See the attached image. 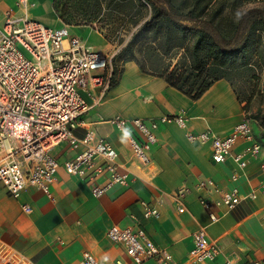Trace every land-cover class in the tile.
<instances>
[{
  "label": "crops",
  "instance_id": "1",
  "mask_svg": "<svg viewBox=\"0 0 264 264\" xmlns=\"http://www.w3.org/2000/svg\"><path fill=\"white\" fill-rule=\"evenodd\" d=\"M14 0H0V20ZM31 15V12H30ZM70 33L80 37L94 49L103 50V40L93 29L69 26ZM252 106L249 111L238 98L234 85L225 78L216 80L200 98L193 100L159 76L146 74L134 61H126L107 96L92 106L73 129L82 137L93 129L105 137L118 153L119 170L129 174L127 184L116 183L103 195L95 197L92 187L103 182L86 181L58 168L57 180L48 196L37 187L28 185L18 198L11 197L0 184V243L23 253L34 264H79L85 251L92 253L103 264H132L124 248L106 236L111 225L140 227L159 247L169 252L173 264H193L188 259L193 246V233L206 226V236L215 242L220 252L214 259L198 264H252L264 259V194L246 198L230 211L212 206L219 219L210 223L208 212L200 197L205 190L198 187L202 179H212L224 190L237 188L247 193L264 180L260 170L264 163V109ZM185 113V125L173 117ZM167 117L158 121L156 142L147 151L150 161L140 162L132 153L127 135L119 130L112 118ZM244 118L251 120L261 151L250 158L245 172L240 174L232 158L215 163L211 159L209 142H192L188 131L197 133L211 129L218 136L228 135ZM131 133L140 138L137 129L128 125ZM246 142L238 141L233 152L243 150ZM78 148L62 141L50 150L61 165L72 159ZM183 195L176 199L177 190ZM214 200L218 194L206 192ZM141 201L154 205L159 216L145 218ZM28 205L29 213L22 208ZM182 207L183 211H179ZM141 264H166L151 258Z\"/></svg>",
  "mask_w": 264,
  "mask_h": 264
},
{
  "label": "built area",
  "instance_id": "2",
  "mask_svg": "<svg viewBox=\"0 0 264 264\" xmlns=\"http://www.w3.org/2000/svg\"><path fill=\"white\" fill-rule=\"evenodd\" d=\"M34 6L35 0H14L0 20V184L13 198H18L28 185L50 196L51 185L62 166L68 174L86 181L103 177V182L91 189L92 194L99 197L116 183L127 184L129 174L119 170L118 153L105 137L93 129L77 137L73 129L84 113L107 96L112 85L113 53L94 49L71 34L67 25L51 27L33 18L30 11ZM160 120L169 118L119 115L112 118L115 126L127 135L133 155L144 164L150 161L147 151L156 142L155 132ZM173 120L184 126V111ZM129 124L137 129L140 138L131 133ZM186 137L192 142H209L211 159L215 163L232 158L240 172L233 173L232 180L241 175L248 179L246 166L262 148L249 118L237 123L226 136H218L207 129L197 133L188 131ZM240 140L246 142L245 147L233 152ZM62 141L79 151L60 165L50 150ZM260 170L264 172V163ZM198 187L205 190L200 202L208 212L210 223L219 219L211 210L212 206L227 212L246 198L254 199L258 193L264 194V180L247 193H240L237 188L224 190L215 186L212 179L200 180ZM208 191L217 193L218 197L209 199ZM182 195L183 189H179L175 197L179 199ZM140 205L145 218L159 216L154 205L146 201H141ZM22 208L27 213L31 211L28 205ZM106 236L124 248L132 264H141L151 258L173 264L171 254L156 245L140 227L111 225ZM219 252L218 245L207 238L206 226L193 233V246L188 253L191 263L214 259ZM0 264L34 263L20 251L0 243ZM79 264L103 263L85 251ZM117 264L123 263L117 261ZM222 264L232 263L226 260ZM252 264H264V259L254 260Z\"/></svg>",
  "mask_w": 264,
  "mask_h": 264
},
{
  "label": "trees",
  "instance_id": "3",
  "mask_svg": "<svg viewBox=\"0 0 264 264\" xmlns=\"http://www.w3.org/2000/svg\"><path fill=\"white\" fill-rule=\"evenodd\" d=\"M140 6H148L151 14L122 48V64L134 61L142 72L164 78L193 100L218 79L234 85L226 70L250 65L256 54L252 35L264 34L260 8L243 10L232 31L221 30L218 16L229 7L227 0H141ZM112 66L113 86L119 71Z\"/></svg>",
  "mask_w": 264,
  "mask_h": 264
},
{
  "label": "rangeland",
  "instance_id": "4",
  "mask_svg": "<svg viewBox=\"0 0 264 264\" xmlns=\"http://www.w3.org/2000/svg\"><path fill=\"white\" fill-rule=\"evenodd\" d=\"M178 3L184 0H175ZM229 7L219 13L218 25L223 31H232L236 17L245 9H264V0H227ZM141 0H35L31 16L48 26L67 25L93 29L103 42V50L113 53L111 63L122 69V48L133 32L150 17L148 6L141 7ZM211 12V11H209ZM214 12V11H213ZM256 54L251 64L237 70H226L238 95L244 99V107L264 104V34L252 35ZM175 63L176 57L171 58ZM264 109V106H262Z\"/></svg>",
  "mask_w": 264,
  "mask_h": 264
}]
</instances>
